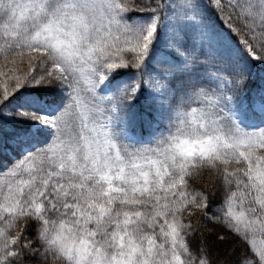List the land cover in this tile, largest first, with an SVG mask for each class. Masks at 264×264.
<instances>
[{
  "label": "snow or ice",
  "instance_id": "6c2138e0",
  "mask_svg": "<svg viewBox=\"0 0 264 264\" xmlns=\"http://www.w3.org/2000/svg\"><path fill=\"white\" fill-rule=\"evenodd\" d=\"M0 264H264V0H0Z\"/></svg>",
  "mask_w": 264,
  "mask_h": 264
},
{
  "label": "trees",
  "instance_id": "16d2710c",
  "mask_svg": "<svg viewBox=\"0 0 264 264\" xmlns=\"http://www.w3.org/2000/svg\"><path fill=\"white\" fill-rule=\"evenodd\" d=\"M206 180H207V176H205V178H204V179H202L201 181H199V183H200V184H203V183H205V182H206Z\"/></svg>",
  "mask_w": 264,
  "mask_h": 264
}]
</instances>
